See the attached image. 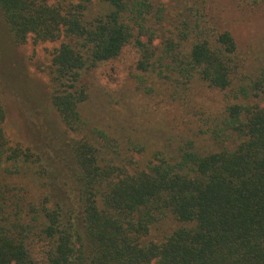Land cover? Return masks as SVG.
<instances>
[{
    "label": "trees",
    "instance_id": "16d2710c",
    "mask_svg": "<svg viewBox=\"0 0 264 264\" xmlns=\"http://www.w3.org/2000/svg\"><path fill=\"white\" fill-rule=\"evenodd\" d=\"M219 1L0 0L15 42L60 40L62 124L13 143L0 98V264H264V63L247 70ZM119 62L172 113L157 147L130 117L115 131L85 114L91 77Z\"/></svg>",
    "mask_w": 264,
    "mask_h": 264
},
{
    "label": "rangeland",
    "instance_id": "374dc122",
    "mask_svg": "<svg viewBox=\"0 0 264 264\" xmlns=\"http://www.w3.org/2000/svg\"><path fill=\"white\" fill-rule=\"evenodd\" d=\"M162 1L171 3L172 15L177 11V0ZM237 2L220 0L221 14L248 57L247 70H253L264 63V3L253 6L242 2L240 7ZM59 45L60 40L35 42L31 37L23 43L15 42L0 14V98L7 110L5 127L13 143L32 145L47 122L57 135L62 131L50 102L53 82L49 67ZM133 72L129 62H119L116 70L109 65L99 69L91 77L92 91L83 109L92 125L111 127L115 131L120 125L130 126V117L136 129L143 130L150 145L157 147L166 141L169 129L166 120L172 113L164 112L157 98L150 99L158 95H145L137 88ZM146 77L147 84L154 86ZM193 96L200 104L214 107V100L220 94L196 84ZM136 129L130 130L137 134Z\"/></svg>",
    "mask_w": 264,
    "mask_h": 264
}]
</instances>
